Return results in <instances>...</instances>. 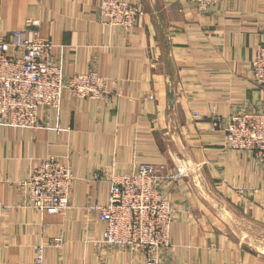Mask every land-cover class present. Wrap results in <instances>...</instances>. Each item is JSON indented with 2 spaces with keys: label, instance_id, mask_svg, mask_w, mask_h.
<instances>
[{
  "label": "crops",
  "instance_id": "crops-1",
  "mask_svg": "<svg viewBox=\"0 0 264 264\" xmlns=\"http://www.w3.org/2000/svg\"><path fill=\"white\" fill-rule=\"evenodd\" d=\"M99 1L0 0V34L32 19L65 76L94 69L109 79L103 100L63 91L58 109L38 111L39 126L0 125V200L11 207L0 218V264H33L34 244L58 235L65 241L47 247L45 264H145L100 243L92 209L106 204L110 173L141 162L186 171L166 188L175 212L158 264H264V158L228 149L211 123L264 108L249 72L264 43V0H224L203 14L185 0H130L140 13L128 29L101 24ZM48 154L75 176L62 214L29 208L22 185Z\"/></svg>",
  "mask_w": 264,
  "mask_h": 264
},
{
  "label": "built area",
  "instance_id": "built-area-1",
  "mask_svg": "<svg viewBox=\"0 0 264 264\" xmlns=\"http://www.w3.org/2000/svg\"><path fill=\"white\" fill-rule=\"evenodd\" d=\"M196 12L205 13L224 0H185ZM101 24L111 28L132 27L139 16L137 1L100 0ZM0 34V125L35 128L40 124L38 111L58 109L63 91L71 97L100 101L106 98L109 79L94 69L65 76L58 61L49 57L51 42L32 19L25 28ZM254 85L264 88V43L258 46L249 63ZM152 98V96H149ZM198 117V113H194ZM214 131L223 134L228 149L251 152L264 158V108L251 105L233 109L227 116H211ZM29 179L22 182L27 190L29 208L62 214L70 206V189L75 176L68 162L48 154L38 159ZM100 171L92 173L99 179ZM186 175L177 167L164 174L149 163L135 164L124 173H110L106 204L95 205L103 223L100 243L109 248L143 257L145 264H158L161 254L170 248V228L174 207L166 188ZM11 207L0 200V218ZM64 238L51 237L33 246V264H45L47 247L59 249Z\"/></svg>",
  "mask_w": 264,
  "mask_h": 264
}]
</instances>
